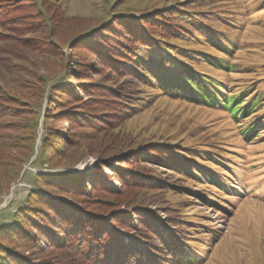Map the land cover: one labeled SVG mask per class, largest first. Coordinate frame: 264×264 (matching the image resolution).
Instances as JSON below:
<instances>
[{
  "label": "rangeland",
  "instance_id": "374dc122",
  "mask_svg": "<svg viewBox=\"0 0 264 264\" xmlns=\"http://www.w3.org/2000/svg\"><path fill=\"white\" fill-rule=\"evenodd\" d=\"M44 1L50 6H47L49 16H53L56 11L54 9L60 7L64 18H72L73 21L65 20L59 28L53 26L56 39L26 33L19 35L13 41L14 45L23 49L20 44L22 42L19 41L21 38L32 41L40 39L49 44L55 42V45L59 40L63 44L60 45L62 52L51 48L49 55L43 56L35 52L28 55L32 61L44 67V73L42 70L37 72L41 80L47 76L45 73L58 74V67L63 63L65 73L73 83L71 90L77 94L72 106H62L64 101H55L52 94L54 101L48 104L46 100L52 81L45 84L44 94H41L44 83L40 85L38 92L32 87L14 89L11 85L5 86L12 88L10 91L13 94L23 96L25 103L6 104L15 113L0 120L10 127H16L17 131L10 132V135L20 138L16 152H22V148L29 145L32 148L28 160L19 167L17 178L0 187V224H6L10 220L6 216L15 213L25 204L26 196L33 190L30 173L49 172L50 168L46 164L40 165L42 156L47 154L48 157H53L50 161L54 158L63 160L75 157L80 160L75 163L74 169L86 173V185L91 184L92 175L96 180L105 175V184L108 183L114 190L118 187L122 189L121 202L141 199L142 205H148V211L155 215V221L153 219L152 224L146 221L145 227H138V222H134L140 236H124L125 243L127 239L131 240L140 252L139 254L137 251L136 257L126 262L136 264L140 260L139 264H264V126L257 131L260 137L258 139H254V135L250 139L240 135L241 130L250 125L254 118L264 120V98L256 113L235 122L227 110L218 104L208 107L194 101L187 93L170 95L163 89L164 82H168L169 78H179L176 73L189 70L188 72L201 78L200 81L206 88L213 85L209 94L216 95L219 102L225 97L230 98V110L242 106L244 100L252 95L254 97L260 93L264 96V0ZM153 11H159L163 15L168 14L167 11L174 12L172 18L178 21L179 25L176 26L183 39L170 41V46H179L176 55L172 53L175 59L171 53L162 50L160 58L154 59L157 67H151L141 59L137 61L147 70V86H138L132 77H121L113 73L109 68L110 64L102 63L94 51H84L77 45L73 48L64 33L71 32V28L78 30L83 24L101 23L104 25L99 27L100 30L91 35L103 43L105 36L114 35L120 29L110 21L111 15L127 14L138 20L143 13ZM160 13L157 15L160 16ZM27 20L39 22L29 17ZM174 27L169 25L164 29L171 28V35ZM4 30L7 29L0 28V32ZM47 30L49 32L48 28ZM142 54L153 56L155 52L147 49L137 52L138 56ZM2 55L0 49V57ZM117 57L113 56L114 59H118ZM218 60H224L222 67H217ZM175 63L180 64V68L175 67ZM1 65L0 58V71ZM5 76L9 80L12 74ZM163 76L166 81H157V77ZM0 86H4L1 81ZM248 86L249 94L236 101L235 96L243 94ZM97 87L101 90L100 93H97ZM109 88L116 92L124 88L129 91L139 90L138 111L130 116L113 114L108 107L118 102L107 95L105 97L106 89ZM185 88L188 89V86ZM81 111L90 116V121L84 122L82 129H76L71 116ZM63 113L67 114L66 117ZM79 130L80 133L76 136ZM97 130L99 132H95ZM30 139L31 142L28 141ZM151 145H155V150L160 147L159 152L164 150L161 148H169L183 155L194 156L195 163L203 167L204 175L219 182L220 186H211L213 181L206 179L191 180L182 171V165L189 166V162L183 160L182 165L174 167V164L167 163V152L161 157L157 151L147 153ZM126 149L131 153L127 157L140 155L143 158L138 162L123 164L122 152ZM112 155L115 156L112 161L115 164L112 166L113 170L106 165ZM126 166H130L131 171L146 173L147 177H152L155 184L153 188L157 189V193L151 189L121 187L124 183H121L119 174L122 167ZM95 168L100 170L97 171L99 173ZM1 173L3 174L2 171ZM127 184L128 182L125 183ZM88 186L85 198L91 201L96 198L99 201L118 200L101 191L92 192ZM99 201H93L95 205L92 213H105L108 210V214H111L113 206L103 207ZM120 208L123 210L122 206ZM135 211L137 210L133 212ZM166 228L172 229L167 231L168 235H164ZM170 244H181L178 257H172ZM183 252L192 258L191 262L184 261L186 255ZM61 255L67 261L69 256L74 261H80L73 248H68L66 254Z\"/></svg>",
  "mask_w": 264,
  "mask_h": 264
},
{
  "label": "trees",
  "instance_id": "16d2710c",
  "mask_svg": "<svg viewBox=\"0 0 264 264\" xmlns=\"http://www.w3.org/2000/svg\"><path fill=\"white\" fill-rule=\"evenodd\" d=\"M47 6L49 5L44 0H0V28L13 30V32H7V30L0 32V40H2L0 49L3 53L2 57H0L2 63L0 81L4 84L3 87L0 86V119L11 117L15 113L9 106H5L6 104L20 105L25 103L23 96L13 94V91H10L12 88L8 89L5 87L7 84L11 85L14 89L23 87H28L29 89L32 87L38 92L41 89L40 85L44 83L41 89V94H44L45 84L52 81L50 92L48 91L49 94L46 98L48 104L54 101L52 95L55 97V101L59 99L64 101L62 102V106H72V103H74L75 94L77 93L71 90L73 83L69 80L70 76L65 73L63 63H60L58 67L60 69L57 71L58 74L48 75V73H45V76H47L41 80L37 76V72H40L44 67L34 60L32 61L28 55L30 52L40 53L43 56L49 55L51 48L62 52L60 45L63 44L59 40H57L58 42L55 40L58 43L55 45V42L49 44L40 39L32 41L27 38H21L19 41L22 42L20 44L23 49H20L13 42L18 39L19 35L23 36L26 33L38 37L49 36V38L56 39L53 26L59 28L61 24H64L65 20L67 22L73 21L72 18H64V13L60 7H56L53 16H49L50 6ZM26 12L30 15H27ZM158 13L160 12L143 13L138 20L132 16H127V14L120 15L117 13L118 15H111L110 21L118 25L120 29L114 34L116 37L113 34L105 36L103 43L97 41L91 35L100 30L99 27L104 25L101 23L94 25L83 24L78 30L71 28V32L64 33L68 38V43H71L73 48L77 45V47L80 46L84 51H94L102 63L106 65L110 64L109 68L113 73L121 77H132L134 83L138 84V86H147L149 79L146 75L147 70H144L143 65L137 61L141 59L143 63H148L151 67H157L154 59L160 58L162 50L167 51L166 53L168 54L171 53L172 55L173 53L176 55L179 46L176 44L170 46V41H175L178 38L183 39L182 35L179 34L180 29L176 26L179 25L178 21H174L172 18L174 12L167 11L168 14L163 15L160 13V16L157 15ZM28 17L33 20L36 19L39 22L36 20V22H28ZM40 20L42 24H40ZM169 25L175 26L172 29L171 35V28L170 30L164 29L165 27H169ZM39 26L41 28H38ZM47 28L49 32H47ZM62 42L65 43L64 40ZM145 49L149 52L154 51L155 54L153 56H146L145 54L141 56L137 55V52ZM174 55L172 56L175 59ZM113 56H118V59H114ZM19 60L22 62H15ZM223 63L224 60L220 62L218 60L217 67H222L221 64ZM179 66L180 64L175 63V67L180 68ZM223 68L225 67L223 66ZM188 71L176 73L179 78L174 76L169 78L168 82H164L163 89L165 92L170 95H175L178 92L187 93L194 101L208 107L218 104L227 110V113L235 122L242 121L249 115L256 113L262 106L261 103L264 96L256 92L257 94L254 97L252 95L244 100L242 106L230 110V98L225 97L222 99V102H219L216 95L209 94L210 88L213 85H209L206 88L204 83L200 81L201 78L194 76ZM42 73H44L43 70ZM7 74H12L9 80L5 76ZM156 79L159 82H162V80L166 81L165 76L162 78L157 77ZM187 86L188 89L185 88ZM249 89L248 86L245 88L243 94H237L235 100L238 101L239 98H244L245 94H249ZM106 90L105 97L107 95L110 99L118 102L108 107L113 114L123 113L126 116H130L131 113L134 114L138 111L139 90L129 91L126 88L119 92L113 91L111 88ZM96 91L100 93L101 90L98 88ZM30 104L25 105L29 106ZM66 115L64 116L66 117ZM262 116L264 118V115ZM71 121L76 129H82L84 122L90 121V116L84 111L76 112L72 114ZM261 126H264V120L261 121L254 118L250 125L241 130L240 135L247 139H250L254 135V139H258L260 137L257 131ZM12 130L17 131L15 126L10 127L0 120V171L3 172V174H0V187H4L17 178V173L20 171L19 167L25 164L31 153V145L22 148V152H16L19 149L20 138L10 135ZM79 133L80 130L75 135L78 136ZM28 141L31 142V139ZM155 148V145H151V149L146 148L147 153H155L157 151L156 153H159V157H161L167 152V163L174 164V167L178 164L182 165L183 160L189 162V166L187 164L186 166L182 165V171L187 173L191 180L206 179V181H213L210 184L211 186H220L219 182H216L210 176L206 177L204 175L203 167L195 163L194 156L188 155V157L169 148H161L165 151L159 152L158 148L160 149V147L157 150ZM129 151L126 149L122 152L123 164H127L128 162L130 164L143 158L140 155L129 158L127 157L131 154H129ZM179 156H184V158ZM41 158L43 159L40 160V165L46 164L50 168L49 172L30 173L33 190L29 191L26 196L25 204L19 207L15 213L13 212V214L6 216L10 218L6 224H0V264H135L126 261L135 258V254L137 251L139 252V249L129 239L125 243L124 236L126 235L125 238L136 235L140 236L137 227L134 225L135 221L138 222V227L142 225L145 227L147 223L152 224L153 219L155 221V215L151 211H148V205H142L143 200L141 199H128L126 202H121V197L123 196L122 189L118 187V189L114 190L109 187L108 183L105 184L103 182L105 175L100 176V179L97 180L92 175L91 184L89 186L86 185V173L74 169L75 163L79 162L80 158L66 157L63 160L54 158V160L50 161L49 159L53 157H48L47 154ZM114 158V155L108 158L109 164H106L108 169L113 170L112 166L115 164L112 161ZM178 161H181V163ZM125 168L129 170H124V172L123 169ZM130 169V166H126L122 167L120 171L121 183H124L121 187L132 186L157 191L156 188H153L155 184L152 177H147L148 174L146 173L141 174ZM95 171L100 170L95 168ZM107 182H110V180H107ZM126 182H128L127 185H125ZM97 183H100V185ZM87 186L92 192L93 190L94 192L101 191L106 195H112V197L118 199L115 201H99L98 198L95 199L101 202L103 207L113 206L114 210H111V214H108V210H106L107 213H92L94 211L92 207L95 205L93 201L95 200L91 201L85 198L87 196ZM121 206L123 210L120 208ZM132 209H136L137 211L133 212L134 210ZM146 221L149 222L145 223ZM124 230L129 231L125 232ZM168 230L172 231L171 228H166L164 235L169 234ZM169 247L172 257H178V252L182 248L181 244H170ZM68 248L75 249L80 261H74L75 259H72V256L69 255V261H67L61 255H65ZM55 252H59L60 254H56ZM183 254L186 255L184 256V261L191 262L192 258L188 257L185 252ZM139 256L141 257V255ZM139 263L140 260H137L136 264Z\"/></svg>",
  "mask_w": 264,
  "mask_h": 264
}]
</instances>
